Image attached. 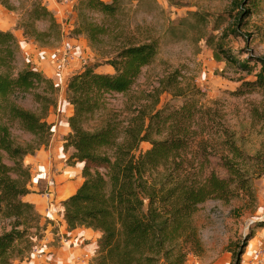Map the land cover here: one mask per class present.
Instances as JSON below:
<instances>
[{"label":"trees","instance_id":"1","mask_svg":"<svg viewBox=\"0 0 264 264\" xmlns=\"http://www.w3.org/2000/svg\"><path fill=\"white\" fill-rule=\"evenodd\" d=\"M259 1L233 0L240 13L231 34H238L242 12L253 11ZM121 4L122 0H78L73 7L75 23L70 35L100 45L111 36L108 25L116 21ZM28 16L33 22L47 24L44 34L61 38L59 23L39 0H34ZM4 37L0 32V43ZM157 54L154 40L123 42L108 60L113 73H98L87 67L72 75L65 86V101L72 107L67 118L70 132L63 143V152L70 150L65 165L82 163L83 181L62 202L64 221L68 231L85 228L100 234L92 264H185L189 254L202 252L193 223L199 207L207 201H254L251 181L264 175V114L260 119L259 148L249 155L233 131L215 127L214 120L221 119L218 112L203 109L201 91L194 84L179 81L176 73L159 82V91L150 94L152 105L127 106L122 111L107 107L105 96L130 92ZM213 56L251 76L250 80L239 79L233 96L264 95V59H258L260 69L255 71L254 65L238 62L223 47H216ZM42 85L50 93L57 89L31 69L15 78L0 75V111L7 112L22 131L45 146L52 126L44 117L7 101L16 92L25 93ZM162 93L181 100L180 104L168 102L156 109ZM44 101V111L55 106L51 99ZM198 119L206 120L205 125L210 123L206 134H218L220 138L211 150L218 151L225 177L213 172L200 177L188 166ZM144 142L150 148L141 153ZM28 152L15 144L9 128L0 124V220L8 221V230L0 232V264L28 260L34 241L42 238L40 233L48 224L46 220L41 225L34 206L22 200L29 193L30 173L23 166ZM252 238L250 233L242 245L229 249L230 264L242 263Z\"/></svg>","mask_w":264,"mask_h":264},{"label":"rangeland","instance_id":"2","mask_svg":"<svg viewBox=\"0 0 264 264\" xmlns=\"http://www.w3.org/2000/svg\"><path fill=\"white\" fill-rule=\"evenodd\" d=\"M39 1L59 23L61 38L44 34L47 24L29 18L34 0H0V32L5 34L0 43V75L15 78L20 72L31 69L57 88L50 93L42 85L25 93L16 92L7 100L44 117L52 126L49 143L56 123L57 134L64 135V139L67 137L66 117L71 106L65 101L64 91L72 75L87 67H93L98 73H113L108 60L120 44L154 40L158 47L155 61L142 70L130 92L107 94V107L122 111L127 106L152 105L150 94L159 91L160 81L176 73L179 81L194 84L201 91L203 109L218 112L221 119L214 120L216 128L219 125L233 131L241 140L239 145L249 155L259 148L264 95L233 96L231 93L240 85L239 79L250 80L251 76L224 61H216L213 55L220 46L238 62L250 67L254 65L255 71L260 69L258 59H264V0L259 1L253 11L242 12L236 36L231 30L236 29L240 11L233 0H122L120 14L108 25L112 34L100 45H91L83 36L70 35L75 23L73 7L78 0L71 11L61 13L49 10L45 0ZM44 99L55 101V106L44 111ZM168 102L179 105L181 100L162 93L155 108ZM205 122L198 119L194 127L197 134L191 154L187 156L188 166L200 177L213 172L222 178L226 174L218 160V151L211 150L213 145L216 147L220 143V138L218 134H206L210 123L205 125ZM0 124L9 128L15 144L29 150L23 160L26 169H29L27 163L31 157L49 146L38 145V139L22 131L7 112L0 111ZM202 127L207 128L202 130ZM149 148L150 145L144 142L139 150L143 153ZM68 153L70 150L64 153L65 156L60 155L57 159L60 166L55 168L56 174L63 176V197L75 189L81 178L74 170L65 169ZM251 186L254 201L247 198H235L228 203L207 201L199 207L193 223L198 230L202 252L189 254L185 264H230L229 249L242 245L250 233L253 238L247 243L241 264H264V175L252 180ZM47 221L52 230L57 221ZM7 224L8 221L0 220V232L8 230ZM40 234L42 238L33 246L36 254L41 253L40 247L46 238L45 231ZM83 255L91 257L89 253Z\"/></svg>","mask_w":264,"mask_h":264},{"label":"crops","instance_id":"3","mask_svg":"<svg viewBox=\"0 0 264 264\" xmlns=\"http://www.w3.org/2000/svg\"><path fill=\"white\" fill-rule=\"evenodd\" d=\"M45 1L49 3V10H55L58 13L71 11L73 4L76 2V0ZM71 113L72 107H69L66 118ZM57 128L58 125L56 123L48 148L31 157V161L27 163L30 173V183L27 185L29 193L22 199L34 206L35 211L41 217V225L49 218H54L57 222L52 230L47 224L45 229L46 240H43V247H40L39 251L41 253L34 257L32 256L28 262L24 261L21 264H91L90 260L87 262L82 261V254L89 253L91 258L96 254L97 241L100 234L85 228L68 231L64 221L62 202L76 192L82 183V179L80 178V182L69 195L62 196L63 187H65L64 185L62 186L63 176L57 175L55 168L60 166L57 159L60 155L63 157L64 154V135H58ZM66 128L65 136L70 132L67 124ZM82 167V163H76L74 166H67L65 169L74 170V172L81 175Z\"/></svg>","mask_w":264,"mask_h":264},{"label":"built area","instance_id":"4","mask_svg":"<svg viewBox=\"0 0 264 264\" xmlns=\"http://www.w3.org/2000/svg\"><path fill=\"white\" fill-rule=\"evenodd\" d=\"M49 219H50V220H53V221H56V219H54V218H49ZM53 221H52V222H53ZM35 251H36V250L33 249L31 256H36V255H38V254H36L37 252L35 253ZM90 259H91V257H89L88 255H83V256H82V261H83V262H85V261L87 262V261H89Z\"/></svg>","mask_w":264,"mask_h":264}]
</instances>
